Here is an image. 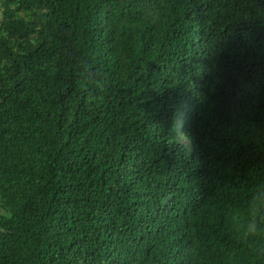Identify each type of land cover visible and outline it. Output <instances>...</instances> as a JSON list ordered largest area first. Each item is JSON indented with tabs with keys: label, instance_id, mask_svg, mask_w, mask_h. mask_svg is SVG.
<instances>
[{
	"label": "trees",
	"instance_id": "16d2710c",
	"mask_svg": "<svg viewBox=\"0 0 264 264\" xmlns=\"http://www.w3.org/2000/svg\"><path fill=\"white\" fill-rule=\"evenodd\" d=\"M0 264H264V0H0Z\"/></svg>",
	"mask_w": 264,
	"mask_h": 264
},
{
	"label": "rangeland",
	"instance_id": "374dc122",
	"mask_svg": "<svg viewBox=\"0 0 264 264\" xmlns=\"http://www.w3.org/2000/svg\"><path fill=\"white\" fill-rule=\"evenodd\" d=\"M3 211H4L3 208L0 207V213L3 212Z\"/></svg>",
	"mask_w": 264,
	"mask_h": 264
}]
</instances>
